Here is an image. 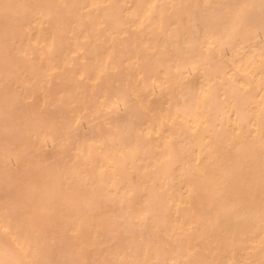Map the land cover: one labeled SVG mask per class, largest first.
<instances>
[{"label":"bare ground","instance_id":"obj_1","mask_svg":"<svg viewBox=\"0 0 264 264\" xmlns=\"http://www.w3.org/2000/svg\"><path fill=\"white\" fill-rule=\"evenodd\" d=\"M0 264H264V0H0Z\"/></svg>","mask_w":264,"mask_h":264}]
</instances>
